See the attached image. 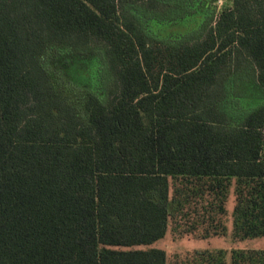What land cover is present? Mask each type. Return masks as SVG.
<instances>
[{"label": "trees", "instance_id": "1", "mask_svg": "<svg viewBox=\"0 0 264 264\" xmlns=\"http://www.w3.org/2000/svg\"><path fill=\"white\" fill-rule=\"evenodd\" d=\"M0 0V264H264V0Z\"/></svg>", "mask_w": 264, "mask_h": 264}, {"label": "rangeland", "instance_id": "2", "mask_svg": "<svg viewBox=\"0 0 264 264\" xmlns=\"http://www.w3.org/2000/svg\"><path fill=\"white\" fill-rule=\"evenodd\" d=\"M223 0L219 4L222 5ZM234 207V198L229 202V216L227 219V233L224 236L212 237L203 239L196 235H177L173 233L171 228L165 238L158 240L152 245L148 246H137L135 249H151L157 248L165 250L168 256V260H172L177 255H184L187 252L202 251V250H224L228 252L230 256L231 251L234 249L242 250H263L264 249V238L251 239V240H236L233 236V227L231 221V213Z\"/></svg>", "mask_w": 264, "mask_h": 264}, {"label": "built area", "instance_id": "3", "mask_svg": "<svg viewBox=\"0 0 264 264\" xmlns=\"http://www.w3.org/2000/svg\"><path fill=\"white\" fill-rule=\"evenodd\" d=\"M220 3H221V1H220Z\"/></svg>", "mask_w": 264, "mask_h": 264}]
</instances>
